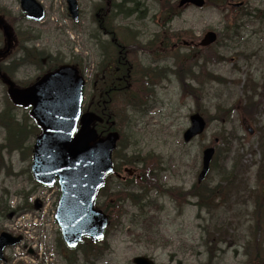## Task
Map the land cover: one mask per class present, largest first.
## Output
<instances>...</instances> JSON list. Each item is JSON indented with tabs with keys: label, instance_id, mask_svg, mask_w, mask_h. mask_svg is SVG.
Wrapping results in <instances>:
<instances>
[{
	"label": "rangeland",
	"instance_id": "obj_1",
	"mask_svg": "<svg viewBox=\"0 0 264 264\" xmlns=\"http://www.w3.org/2000/svg\"><path fill=\"white\" fill-rule=\"evenodd\" d=\"M41 1L47 11L43 22L22 18L19 0H0V11L10 12L9 21L16 34L28 32L39 36L43 56L73 59L85 71L95 57L90 51L91 34L95 32L92 3L81 0L84 18L81 27H77L65 16V0ZM209 1L204 8L175 10L166 31L173 43L183 38L196 40L214 30L219 34L218 42L197 56L181 46L169 49L166 59L159 63L170 72L164 78L143 80L145 84L139 85L135 93L141 105L128 106L126 96L116 98L113 111L122 135L118 152L126 159L140 161L131 166H136L144 180L134 181L124 190L148 195L149 200L139 206L119 195L124 199L108 234V251L97 264H133L137 256L152 257L159 264H264V230L255 229L254 200L250 197L256 189L260 159L257 146L264 136V0ZM241 1L245 2L244 7L236 8L234 4ZM153 14L155 11L148 14L150 20ZM145 19L140 23L141 43L155 39L159 32V37L164 36L161 29L148 22V17ZM15 53L9 63H1L5 71H13L9 74L19 84L35 79L40 74L35 66L10 70L7 64L21 59L20 48ZM158 54L162 53L142 56L140 71L158 72L153 62ZM89 88L86 87V98ZM248 95L255 105L245 110ZM196 109L209 118L210 124L203 136L186 144L183 133ZM5 111L25 119L27 127L33 130L35 124L29 110L13 109L0 81V113ZM248 127L253 128V134H249ZM34 139L29 138L26 145L31 147ZM5 141L6 130L0 127V145ZM211 144L217 153L213 168L206 181L198 185L202 152ZM27 150L0 149V196H5L3 188H8L12 206L21 202L16 192L31 185L27 172L31 156ZM235 161L240 167L233 175L247 181L228 199H219L228 184L221 179L231 171L227 163L232 165ZM109 185L115 197L124 188L116 186L119 182L115 176L109 179ZM215 187L220 188L207 201L190 194ZM137 188L141 190L138 192ZM50 209L45 218L30 212L19 218L4 216L0 222V229L25 235V243L10 251L17 258L15 264L64 263L65 257L55 246L58 225ZM36 219L43 223L41 229L35 224ZM41 230L43 234L38 236L36 232ZM258 245L261 253L255 258ZM31 249L37 254H31Z\"/></svg>",
	"mask_w": 264,
	"mask_h": 264
},
{
	"label": "water",
	"instance_id": "obj_2",
	"mask_svg": "<svg viewBox=\"0 0 264 264\" xmlns=\"http://www.w3.org/2000/svg\"><path fill=\"white\" fill-rule=\"evenodd\" d=\"M67 1L77 19L76 0ZM190 1L199 6L204 4V0ZM21 5L27 16L35 19L43 17V7L36 0H21ZM0 24H4L1 19ZM5 33L10 46L12 35L6 26ZM216 39V33L208 32L203 44L209 45ZM3 80L9 85V93L15 103L33 105L31 115L42 127V133L34 144L32 172L37 181L47 185L59 178L63 196L56 217L65 241L70 247H76L85 235L94 240L102 238L108 218L95 209L94 202L98 188L113 170L112 152L119 134L112 132L102 138L92 126L101 118L92 112L82 114L84 78L75 67L63 65L24 89L16 88L5 75ZM78 122L81 126L77 131ZM205 127L206 121L199 113L192 115L191 127L184 133V140L191 141L202 134ZM214 153L213 147L204 150L199 182L209 172ZM20 240L21 237L3 233L0 237V256L6 245H14ZM134 261L136 264H153L145 257Z\"/></svg>",
	"mask_w": 264,
	"mask_h": 264
},
{
	"label": "flooded vegetation",
	"instance_id": "obj_3",
	"mask_svg": "<svg viewBox=\"0 0 264 264\" xmlns=\"http://www.w3.org/2000/svg\"><path fill=\"white\" fill-rule=\"evenodd\" d=\"M99 4L100 8H97V11L99 9L97 16L99 17V28L102 31V36L93 35L92 44L101 61L99 66H97L98 64L93 66L94 76L92 75L88 80L91 86L89 103L92 107L102 106L106 108V104H111L116 95L125 96L130 94L139 85L140 64L138 54H142L143 57H151L153 53L161 52L162 54H158L159 57L153 61L156 62V68L154 69L165 70L166 67L159 63L160 60L166 59L165 55L168 49L176 48L179 44L178 41L172 43V38L170 37L169 40L166 35V20L171 17L173 0H93V11L96 10L95 6ZM157 6L160 14H153L150 20L148 12L157 10ZM80 9L83 13L81 5ZM141 12L144 15H141ZM2 13H5V16L8 15L3 11L0 15H3ZM145 16L148 17V22L151 25L162 30L164 36L157 37L154 43L149 41L144 44L146 47H142L139 42L141 36L140 23L146 21ZM143 33L146 34V27H144ZM183 43H185V46L188 45L186 41H183ZM191 46H194L193 42ZM30 66H35V64ZM36 70L39 71V69ZM135 99L136 97L133 100L128 98V104H131ZM118 178L125 181L127 177L119 175ZM29 183L31 185L19 194L22 201L19 204L22 205L19 211L27 213L35 210L41 216L45 205L42 198L44 196L41 195V198L35 199L36 196L40 195V190L49 194L52 192L49 197H52L55 204L60 198L61 189L58 184L54 187H45L39 183ZM43 216L45 217V214ZM2 231L3 229L0 230V233ZM12 249H6L4 261L0 260V264H15L17 258L11 255L10 251ZM32 252L36 253L34 250Z\"/></svg>",
	"mask_w": 264,
	"mask_h": 264
},
{
	"label": "trees",
	"instance_id": "obj_4",
	"mask_svg": "<svg viewBox=\"0 0 264 264\" xmlns=\"http://www.w3.org/2000/svg\"><path fill=\"white\" fill-rule=\"evenodd\" d=\"M255 105V102L251 99V96H247V98L245 99V107L244 109H251L253 106ZM5 127L7 128V130L10 132L11 137L8 138L7 141V145L8 147H10L11 149H15V148H19V149H31L30 146L25 145V143H27V139L26 138H18L19 133H25L27 134V136H29L30 134H34L35 133V129H38V127H34L33 130L30 129V127H28L29 129L27 130V126H21L18 123H12V125L10 124H6ZM103 131V128L100 125V129L99 131ZM25 145V146H24ZM1 147V146H0ZM258 151L260 153V159L258 162V166H257V171H256V175H255V179H256V189L254 191L251 192L250 197H253L254 200V214H255V219H256V227L255 229L258 231L259 229H261L262 231L264 230V136L261 137V139L258 142ZM229 149V147L227 148ZM116 155L120 158H124L120 155V153L117 151ZM124 159L122 162L120 163H134L136 160L132 159ZM227 165L229 167H231V171H230V175L229 176H223V178L221 179L222 181H226L228 184L226 185V188L224 189L225 191H221L222 193H220L218 195L219 199L220 197H224L228 199V195L233 193L234 190H240V188L245 185V182L247 181L246 179L243 178H239L234 176L233 174L239 169V162L235 161L233 162V164L231 165L230 162L227 163ZM220 187H215L214 189L211 190H207V191H201L198 192L199 193V197L201 196L205 201L209 200L212 196L213 193L217 192L218 189ZM197 193V194H198ZM125 196H129L128 193L124 194ZM132 196V200L137 201L136 197ZM121 198V197H118ZM112 199V197H111ZM112 206H114L112 204ZM256 231V232H257ZM261 246V243H260ZM260 246L258 245L256 247L257 252L255 255V258L259 257V253L260 252Z\"/></svg>",
	"mask_w": 264,
	"mask_h": 264
}]
</instances>
